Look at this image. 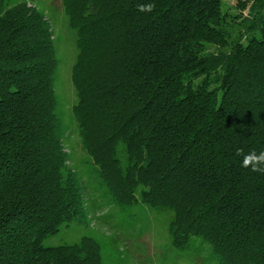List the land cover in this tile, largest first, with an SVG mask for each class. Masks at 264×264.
I'll return each instance as SVG.
<instances>
[{
	"label": "trees",
	"instance_id": "16d2710c",
	"mask_svg": "<svg viewBox=\"0 0 264 264\" xmlns=\"http://www.w3.org/2000/svg\"><path fill=\"white\" fill-rule=\"evenodd\" d=\"M31 1L0 0V264L126 263L93 231L46 243L96 196L167 216L161 264H264V172L236 154L264 151V0H60L84 182Z\"/></svg>",
	"mask_w": 264,
	"mask_h": 264
},
{
	"label": "rangeland",
	"instance_id": "374dc122",
	"mask_svg": "<svg viewBox=\"0 0 264 264\" xmlns=\"http://www.w3.org/2000/svg\"><path fill=\"white\" fill-rule=\"evenodd\" d=\"M223 1L229 7L228 11L234 12L237 0ZM29 4H38L50 21L58 58L54 90L64 132L63 144L70 156L68 163L75 167L78 177L84 182L88 178L90 162L80 146L77 127L72 117L76 96L71 81V68L76 55V45L65 29L66 18L60 0H37ZM166 222L167 216L164 213L153 212L147 206H136L130 212H121L96 196L88 201L86 219L83 222L73 223L62 229L55 236L49 237L46 243H73L86 232L93 231L94 235L112 242V252L123 258L126 261L124 264H161L164 244L168 239Z\"/></svg>",
	"mask_w": 264,
	"mask_h": 264
},
{
	"label": "clouds",
	"instance_id": "9594fccd",
	"mask_svg": "<svg viewBox=\"0 0 264 264\" xmlns=\"http://www.w3.org/2000/svg\"><path fill=\"white\" fill-rule=\"evenodd\" d=\"M153 7L154 5H147V6L142 5L140 7V10L151 11ZM236 154L243 156L242 159L243 167L246 168L251 167V169L256 172H264V151L257 153L255 150H253L245 154L243 153V149L238 148L236 150Z\"/></svg>",
	"mask_w": 264,
	"mask_h": 264
}]
</instances>
